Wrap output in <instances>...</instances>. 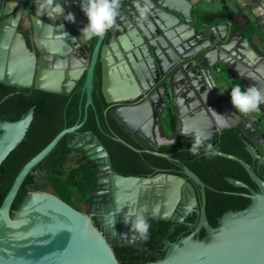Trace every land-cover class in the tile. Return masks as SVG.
Returning a JSON list of instances; mask_svg holds the SVG:
<instances>
[{
  "label": "water",
  "instance_id": "water-1",
  "mask_svg": "<svg viewBox=\"0 0 264 264\" xmlns=\"http://www.w3.org/2000/svg\"><path fill=\"white\" fill-rule=\"evenodd\" d=\"M83 2H59L64 16L74 15L68 21L24 8L9 13L7 1L0 0V83L68 95L84 75L85 94L81 120L61 129L42 149L48 125L34 107L15 96L0 98V264H120L112 240L132 244L123 214L139 210L143 189L159 196L149 215L173 221L171 211L178 200L185 202V190L191 204H197L194 187L200 203L197 224L187 235L168 240L154 260L140 264H264V134L227 101H218L222 97L212 77V72L233 71L245 88L264 92V58L248 49L234 50L225 24L196 29L191 19L178 15L172 0H150L147 19L137 7L146 0H120L116 25L103 38L84 40L81 30L88 19ZM23 18L31 29L30 46L19 30ZM97 64L105 102L120 105L142 96L140 103L120 105L109 115L147 147L157 148L142 135L151 133L160 95L172 102L178 137L194 140L181 134L189 123L210 131L209 141L229 127L238 128L244 138H225L214 145L219 152L211 158L203 151L194 156L186 149L150 150L159 156L153 163L168 172L141 177L116 173L101 145L90 150V144L84 145L88 154L94 151L90 159L107 163V175L97 181L105 182L113 197L102 227L97 226L92 213L74 208L38 176L39 163L58 141L86 121ZM154 72L162 77V89L153 82ZM174 222H183V216Z\"/></svg>",
  "mask_w": 264,
  "mask_h": 264
},
{
  "label": "trees",
  "instance_id": "trees-1",
  "mask_svg": "<svg viewBox=\"0 0 264 264\" xmlns=\"http://www.w3.org/2000/svg\"><path fill=\"white\" fill-rule=\"evenodd\" d=\"M26 43L29 46V39L27 37ZM83 81L84 76L79 80L72 93L68 95L57 94L38 89H33L31 92H29V89L27 88L17 89L14 86L0 83V98L5 96H15L27 108L34 107L33 113L48 125L41 146L42 149L61 129L72 126L78 120H81L83 116V105L85 102V94L81 91ZM92 101L93 107H88L87 119L78 131H91L92 135L97 137L99 142L107 150L110 156L113 170L120 173L121 175H154L155 172L153 171L149 173H142L124 170L116 164L117 162L115 161L112 150L113 144H115L119 150L125 154L131 153L132 151L122 143L113 140L109 135L106 134L108 129L106 119L112 122L114 120L109 114L104 115V110L107 107V103L105 102L101 93L99 65L95 69L93 79ZM96 117L99 119L100 125L97 123ZM169 123V128L173 130V119H171ZM232 134H236L237 136L244 138L238 128L229 127L223 129L214 137L213 140L206 141L205 143H211L214 146ZM72 136L73 133L66 134L58 141L49 154L39 163L38 175H40V172L43 173V175L51 184L52 190L64 200H66L69 204L71 203L67 197L66 184L69 185L79 195L82 201H85L89 204L91 202L92 192L98 178V170L94 161L89 158H86L85 161L79 162L77 165L64 170V163L66 162L71 151L75 149L73 146H71L70 142ZM193 141L194 140L192 139L178 138L175 143L164 145L160 147L159 150L162 152H166L169 148L189 150ZM200 151H203V149ZM151 158H153L154 161L158 157H152L151 155ZM163 171L166 170L163 169ZM148 222L150 224L149 238L145 240V243L149 248L154 249V239L156 235H164L168 231V227L172 224V221L151 218L148 220ZM188 231L189 230H186L183 235H187L189 233ZM168 238L171 242L176 240L173 235H169ZM112 249L120 264H133L134 262H136V264H140L146 261H152L157 257L155 255H150L147 257L135 255L134 252L136 249L132 246L113 245Z\"/></svg>",
  "mask_w": 264,
  "mask_h": 264
},
{
  "label": "flooded vegetation",
  "instance_id": "flooded-vegetation-1",
  "mask_svg": "<svg viewBox=\"0 0 264 264\" xmlns=\"http://www.w3.org/2000/svg\"><path fill=\"white\" fill-rule=\"evenodd\" d=\"M23 19H25V18H23ZM19 30H20L22 36L25 37V42H26V37L29 39V46H30L31 29H30L29 25H27L25 23V20H24V22H22V20H21V23L19 25ZM97 66H98V64L96 65L95 69L97 68ZM94 74H95V72H94ZM161 78L162 77L157 72H154V74H153L154 84L157 83V86H158L161 82ZM157 86H154L153 90ZM75 87L72 89V91L75 89ZM158 88L162 89L161 86L160 87L158 86ZM72 91L70 93H72ZM142 100H143V98H142V96H140L135 101H132L130 103L129 102L120 103V105H134V104L140 103ZM120 105L107 103L106 109L108 107L109 108L107 110L106 115L109 114V110L116 108ZM155 117L157 118V122H156V120H154ZM152 118H153V123H152V128L150 129L151 133L150 134H143L142 138L144 140H146L148 143H152L153 145L157 144V148H154V149L147 147L145 143H143L142 141L137 139L135 136L130 134L115 119H113L114 120L113 122L106 119L107 124H108V129L106 131V134L109 135L115 141H117L116 138H121L127 144H129L133 148H135V150L131 149L122 143L123 145H125L126 147H128L132 151L131 153L125 154L124 152L120 151L119 148L115 144H113L112 150L114 153L115 161L117 162L116 164L119 165L122 169L137 171V172H142V173H149V172L153 171V172H155V174L158 173L159 171H163V168H160L158 165L154 164L153 158H151V155H152V157L153 156L159 157V156L152 154L150 152V150L160 152V153H164V152L159 150L160 147L173 143V140L175 138H176V140L178 138H180V137H178V134H177V131L175 128L176 118H175V113H174L172 102H169L168 98H167V101H164L162 99V96L160 95L159 101L157 103H155V108L153 109V112H152ZM171 119H173V121H174V129L173 130H171L169 128L170 127L169 122ZM98 122L100 125L99 119H98ZM154 128L157 132L154 131ZM88 136L90 137L89 139H87ZM94 137H95V135H92L91 131H76L75 133H73V136L71 138V141H70L71 146H73V148L76 147L75 149H78L79 151L83 152L85 155H87L86 158L90 159L93 154H88V151L90 149L86 151L85 149H83L84 148L83 146L86 144L84 142L93 141ZM176 140L174 141V143L176 142ZM166 141H169V142L165 143ZM117 142H119V141H117ZM119 143H121V142H119ZM93 144H94V146L92 148L96 147L97 145H101L103 147V145L99 142L97 137H96V142H94ZM76 145H78V146H76ZM107 154H108V152H107ZM108 158H109L108 165L113 170L109 154H108ZM92 160L96 164V168L98 170L97 173L103 172V175L98 176L97 180L102 178V177H105L107 175V174H105L106 169H107L105 167V165L107 163L105 161H103V158H101V157L96 158V159H92ZM113 171H115V170H113ZM116 173H118V172H116ZM147 176H149V175H147ZM105 185H106L105 182H101V183L98 181L96 182V184L94 186V190L92 192L91 202L89 203V210H88V212H86L88 214L92 213L93 221L99 227H102V224L104 222L103 216H105L106 214L109 213L110 204L113 203L112 194H111L110 190L108 188H106ZM143 190H145V192H143V197L141 198V203L139 204V209L143 206L147 207L148 210L144 215L148 221L149 219L152 218L149 215L150 209L155 204L154 202L156 199L159 198V196H158V194H156V193L154 194L152 192H150L149 195H146L147 189H143ZM194 191L196 194L197 204L196 205L191 204V194L187 190H185V194H184L185 195V202L181 203L180 200H178L177 203L175 204V206L172 209L171 214H170V218H172V217L174 218L172 221V224L169 225L168 231L164 235H159V234L156 235V237L154 239L155 240L154 249L149 248L148 245L145 243V240L138 238V234H134L133 232H131L129 225H126V227H127V233H130L131 235H133V238L131 240L132 244L131 243L129 244L127 242H120L119 240L114 239V240H112L113 245L132 246L136 249L134 254L135 255H141L142 257H147L150 255L158 256L161 252H163L165 250L166 242L169 240V238H168L169 235H173L174 238L177 240L179 237L184 236L183 234L186 230H189L188 232H190L194 228L195 224H197L198 219H199L197 211L200 208L199 191L195 187H194ZM185 209H186V214L182 215V213L185 212ZM177 216H183V222H181V223L174 222V220L176 219ZM152 219H155V218H152ZM133 264H136V262H134Z\"/></svg>",
  "mask_w": 264,
  "mask_h": 264
},
{
  "label": "crops",
  "instance_id": "crops-1",
  "mask_svg": "<svg viewBox=\"0 0 264 264\" xmlns=\"http://www.w3.org/2000/svg\"><path fill=\"white\" fill-rule=\"evenodd\" d=\"M75 0H58L56 2L69 3ZM77 2V1H76ZM39 0H7L9 13L24 8L25 11L37 12ZM174 9L178 15L191 19V24L200 29L202 24H225L229 37L234 39L233 49L256 54L264 58V0H172ZM177 15V16H178ZM176 17V16H174ZM237 27V28H236ZM215 86L222 98L219 102L227 101L229 106L239 115L232 104L230 92L233 86L239 84L245 89L235 72H212ZM254 119L261 123L258 130L264 134V104L260 105V111L254 113ZM242 116V115H241ZM247 119V116H242ZM248 120V119H247Z\"/></svg>",
  "mask_w": 264,
  "mask_h": 264
},
{
  "label": "clouds",
  "instance_id": "clouds-1",
  "mask_svg": "<svg viewBox=\"0 0 264 264\" xmlns=\"http://www.w3.org/2000/svg\"><path fill=\"white\" fill-rule=\"evenodd\" d=\"M121 7L120 0H84L81 3V10L88 19L87 25L81 30L84 40L103 38L105 34L116 25V18ZM142 19H147L151 11L150 0H146L143 7L137 5ZM38 16H47L50 19H57L64 16V7L56 0H39L36 8ZM68 21H74V15L68 13L64 16ZM231 104L242 116H249L260 111V105L264 104V92L256 86H248L246 89L237 84L232 87ZM179 104L183 102L177 101ZM218 123L222 122V115L216 113ZM182 135H192L194 141L189 148L190 154L199 156L203 149L204 155L211 158L218 154L219 149L214 148L211 143H205L211 139V132L192 124L185 123L181 130ZM174 143V141H173ZM122 210V209H121ZM147 207L143 206L138 211L130 210L123 214L122 222L130 226V231L138 234V238L147 240L149 238L150 224L145 218ZM132 217H135L134 219Z\"/></svg>",
  "mask_w": 264,
  "mask_h": 264
},
{
  "label": "rangeland",
  "instance_id": "rangeland-1",
  "mask_svg": "<svg viewBox=\"0 0 264 264\" xmlns=\"http://www.w3.org/2000/svg\"><path fill=\"white\" fill-rule=\"evenodd\" d=\"M22 22H24V19L22 20ZM246 89V88H245ZM255 114H251L249 116H247L246 118L257 128L262 129L261 128V123L258 122L256 119H254ZM257 128V129H258ZM83 143V142H82ZM86 144H90L89 149H91L94 146V142L93 141H86L84 142ZM85 144V145H86ZM78 146V145H76ZM76 148V147H75ZM94 151H91L90 154H93ZM86 156L83 152L79 151L78 149H74L73 151H71V153L69 154L66 162L64 163V170L77 165L79 162L85 161L86 160ZM41 180L50 188L51 184L49 183V181L47 180V178L43 175V173L40 172V175H38ZM66 192H67V197L69 202L72 204V206H74V208L78 209L79 211L86 213L89 210V204L85 201H82L81 198L79 197V195L69 186L66 184Z\"/></svg>",
  "mask_w": 264,
  "mask_h": 264
},
{
  "label": "built area",
  "instance_id": "built-area-1",
  "mask_svg": "<svg viewBox=\"0 0 264 264\" xmlns=\"http://www.w3.org/2000/svg\"><path fill=\"white\" fill-rule=\"evenodd\" d=\"M56 1H58V0H56Z\"/></svg>",
  "mask_w": 264,
  "mask_h": 264
}]
</instances>
